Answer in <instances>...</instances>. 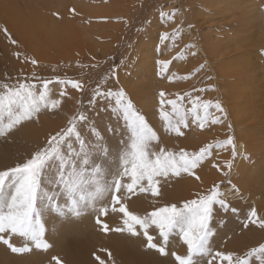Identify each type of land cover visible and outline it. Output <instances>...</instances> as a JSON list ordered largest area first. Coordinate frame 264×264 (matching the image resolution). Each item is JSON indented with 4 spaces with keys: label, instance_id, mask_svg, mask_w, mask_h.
Listing matches in <instances>:
<instances>
[{
    "label": "rangeland",
    "instance_id": "rangeland-1",
    "mask_svg": "<svg viewBox=\"0 0 264 264\" xmlns=\"http://www.w3.org/2000/svg\"><path fill=\"white\" fill-rule=\"evenodd\" d=\"M40 1L41 5L43 3L44 6H41L38 3V0H29L28 3L26 0H0V27L7 28L12 38L17 39L18 41L17 45L12 44L6 37L5 33L0 31V84L15 83L17 78L24 79L28 77L33 78L32 82L38 83V81H36L33 77V74L47 79H51L59 75L61 78L78 80L83 83L88 95H86L84 91L73 89L71 85H68L66 89H64L66 91V95L61 97V87L55 83L50 85V98L60 99V106L56 109H43L39 114V120L42 124L38 120L37 122L35 120L24 121L20 126L18 125L11 131L7 132L6 135L0 136V171L6 170L9 166L14 167L16 164L26 161L30 158L31 154L38 149V147H42L46 144V138L50 133L55 135V133L59 131V128L61 129L67 127L68 121L72 118V116L76 115L80 109V103L78 102H82L84 105H87L91 89L96 87L97 83H100L105 90L109 87H112L114 90L123 88L132 96L136 107L146 115L150 125L152 121L153 128L157 131L158 136L159 134L162 135L164 141H175L179 139L188 140L193 138L196 142H203L206 139L211 138L209 139V143L216 144L226 139L233 131L235 132L237 143L236 158L233 159L230 147L214 149L212 156L205 159L203 164L207 170L206 176L208 177L210 172L215 174L220 180L218 183L223 182V190L231 189L228 184L229 181H231L232 185L239 188V193L227 195L231 203L241 202L238 206L232 203L234 207L239 209L236 214L224 212L218 213L216 218L220 220L222 218L223 226L216 224V221L220 220L216 219L214 221V231L216 232L215 237H217V239H214L218 242L211 243V247H215L213 250L216 251H231L233 250L232 248L236 246V242H242L245 246H242L244 249L242 250L243 253L240 255H243L251 247H256L259 244L264 243V230H262L263 232H254L250 228L244 229L242 227L243 223L248 218L250 209L255 207H253L254 203L251 202L249 194L241 192L240 189L242 184L241 182L235 180L236 175H234V173L237 171L239 172V169L241 168L236 169V164L238 162H243L245 169L249 168L252 170V173L256 172L255 174L262 177V175H259L261 174L259 172H262V170L260 171L259 169L261 166H264V162L260 151H257V153L255 152V156L253 157L254 159L251 158V160H248L247 158L242 157V152H239L237 149V147L242 149L246 145L243 143L241 136L249 139L262 138V134L260 136H252L248 134L249 127H252L255 123H257V116L260 113L261 100L259 98H252V104L246 102L248 104V109L245 110V102L240 105L244 106L240 107V102H238L237 105L234 99L231 100L232 96H228L227 94V92L232 89H250L252 83L249 82L250 80L252 81L253 78L255 83L252 88L256 89V84L263 79L260 77H264V72L262 73L264 68L260 69L259 66L264 63V53H262V51L264 52V34H261L260 26L259 31L257 26L251 27L249 23L245 22L241 18L240 14L245 10V12L248 13L249 11L247 9L250 6L251 9L264 7V5L260 6V3H263L264 0H124L125 2L123 0H68L65 2L67 3L66 11H63V13H66L69 10L71 12V19H74L75 17L73 24L70 26L71 28L68 27L65 22V18H63V13L59 10L61 7L65 8L64 3H62L61 0H48L47 2H43L42 0ZM113 1L115 3H113ZM85 2L88 6H86L87 4L84 6ZM111 2L112 5H110ZM83 8H86L87 11ZM122 9L125 11H122ZM161 9L164 11L175 10V18L169 21L160 19L159 13ZM219 9L221 11H219ZM39 11H41L42 18L44 14H48V16H52L59 21L56 24L59 26L55 28V31L49 28L46 33H42L40 28H38L40 27V20H38ZM233 12H236L237 14H233ZM21 13L24 16H22ZM257 14L258 13L251 12V14H248L246 18L250 17V15L253 16ZM17 17L21 18L18 19ZM14 19L17 21H13ZM145 19L151 21V24L147 27V31H138ZM253 19H255V17ZM23 20L30 21L26 22ZM177 27L181 29L179 34L173 36L167 41L160 40L159 37L161 34L164 32L172 33ZM49 30H51V33ZM258 37L263 39H258ZM256 40H258V42L261 40L263 43L259 44ZM193 44L195 47H188ZM129 45H131V47ZM17 51L21 52V57L19 59H17L14 55ZM193 53H196V55H193ZM24 56L28 57V61H25ZM93 57H95V59H93ZM32 58H35L38 61L36 65L31 64L30 61ZM162 59L172 61L169 65L168 71L163 76L159 74V68L157 65V61ZM124 61H128L126 67L124 66ZM205 61H207L208 68L201 70L200 65L205 63ZM93 65L97 66L93 67ZM110 66L116 68V75L108 79L107 84H104V80L107 78L106 73L108 72ZM235 66L238 70L239 67H241V70L238 71V76L236 77H234V73L237 71ZM250 69H253L254 71L257 70L258 72L253 75L254 77L252 76L249 78L247 70L249 71ZM209 76L212 77L211 80L208 79ZM167 77H171V79ZM180 77L190 78L180 79ZM246 84L250 86L248 87ZM193 88L208 89L207 91L197 92L194 94L200 95L204 100H211L214 98L213 102L217 100L220 101L227 109L228 119L224 124H206L205 127L201 129L192 121V118L189 117L188 122H190V128L185 129L186 133L183 137L178 136L175 132L166 130L164 121H162L159 117L158 94L163 91L166 93L167 98L174 99L176 94L184 95L192 92ZM262 89H264L263 85ZM104 103H107V101ZM185 104H187V101H185ZM233 104L237 106H234ZM112 106L113 105L110 104L109 108ZM262 110H264V107L261 108V111ZM210 111H212L214 115H219L214 109H211ZM44 117L46 118L44 119ZM97 119L100 122L101 131H104L105 125L108 126L109 131L105 135L108 144L111 146L113 156H115L117 143H122L128 138V131L123 118L117 117L110 111H104L102 108L101 114L97 117ZM42 120H47L48 124ZM32 123L34 125H31ZM43 123L45 124L44 126ZM229 123L232 125V129H229L226 126ZM35 124H37L38 128L35 127ZM52 125L54 126V129H52ZM45 126H47V129ZM19 127H23V129L18 130ZM16 128L18 131H14ZM49 128H51L52 130H50L55 133L51 132ZM112 128H115V133L111 132ZM191 128H196V130L192 131ZM12 131L16 133V136H12ZM218 133H221L222 136L213 138ZM17 134L19 135L17 136ZM32 134L33 137L40 136V138H37L36 140L34 137V140L33 137V139L30 138ZM51 134L50 136H52ZM83 134L87 136L86 132ZM43 136L44 138L46 137V140ZM38 139L40 142L42 140L43 145L40 146ZM31 141H33L32 145L35 146L38 141L39 146H32L30 143ZM255 142L259 143V141ZM205 145L206 144L202 145V147ZM238 153L241 154V156H239ZM221 161H231L233 165L231 170H229L226 165H221L219 163ZM214 164L220 165V169L213 167ZM114 168L115 167L110 170L108 175L102 177L107 181V184L111 183V176L115 174ZM187 176L188 175H186V178ZM190 176L188 177L191 178ZM193 177L195 178V176ZM257 182L260 183L261 181ZM253 185L254 182L248 183L249 188L253 189ZM45 186L53 192L56 191L54 184L46 183ZM195 193L196 191H192L189 195H195ZM123 194L117 195L123 196ZM145 194L148 193H144L143 195ZM108 195L109 193L104 194L105 199L103 198L102 202L111 200L110 195ZM125 196L126 193L124 194V197ZM132 197L133 196L130 198L131 200L128 198V203H132L133 205L136 204V202L132 200ZM261 200L264 201L263 198ZM173 203L178 206V200L173 201L171 204ZM179 205H181V202ZM97 206L99 207L100 204L98 203ZM91 210V208H87V210L85 209L84 215L86 217L83 214V216H80V218L82 217L83 219L81 220V226H83L84 229V233L83 229H80L81 231H79L80 240H83L88 236V233L90 234L93 231H97L96 233L101 232V238H103L102 236L105 233L106 235L111 234V237H108V239H100V241H103L98 242L99 246L102 243V245L107 246L110 242H113L115 244H119L120 247H123L126 250L139 253L141 252L139 251V248L142 245L146 249H144L145 252H142H144V254L147 253L146 255H149L148 257L150 258L153 257V262L149 264H154L155 262V264H159V262L157 263V260H160V262L163 261L164 264H173V257H162L155 250L149 249L151 251L150 252L147 247L144 246L146 242L143 241L144 237L142 234L135 235V238L131 234L129 236V233H127V235L123 237L119 232L112 230L125 227L124 224H120L123 223V218L126 219L123 214L117 215L112 211H108L106 217L100 216L101 222L102 220H107L108 222L105 223V221H103L102 224H97L96 216L98 213L95 212L96 215L94 213L93 217L90 218L88 213ZM43 217V220L46 221L47 217H50V214L45 212ZM114 217L116 218L114 219ZM63 222H66L65 225H72L70 223H73L74 221H68V223L67 221ZM108 223H113V225ZM91 224L94 225L91 227ZM103 224L110 225L108 227L109 229L112 226V232L108 231L104 233L102 230ZM116 224L120 225L116 226ZM226 225L229 226L223 230L225 233H219V231ZM52 226L54 225H51L50 229ZM55 229L56 227L53 229L54 233L51 234L52 236L50 235L52 230L48 234L49 236H45L48 243L52 245V248H49L48 251H43L30 245V247H32V251L26 253V257H29H27L28 263L25 262V260H27L26 258L25 260L23 259L26 264H30L31 259V262L36 260H40V263L48 262L54 254H59L57 257H60L61 260H63L60 251L65 247V244H67L69 239H76V237H78V233L72 232L68 237L64 236L65 239H63L60 235H62L64 230L56 232ZM90 229L91 231H88ZM139 230L140 233L143 232L141 228H139ZM149 231L150 234L158 236V233L153 229H149ZM75 233L77 234L75 235L76 237L73 236ZM258 233L262 235L260 236ZM174 234V238L169 241V249L183 255L182 251H187V248L176 233ZM141 237L142 240L140 241L138 238L141 239ZM104 239H106V241H104ZM252 239L258 243L253 242V245L250 246ZM18 240L21 242V246H23L26 242L23 238L17 236L13 237L12 242L17 244ZM42 253H44L43 257L41 256ZM186 253L184 252V254ZM31 255H34L35 257H32ZM36 255H40L38 256L40 259L37 258ZM201 257L202 256H197L195 258L200 259ZM202 258H204L205 262L200 264H207L206 261L208 258ZM253 261L254 264H258V261L255 260V258ZM63 262L64 264H67L64 260ZM195 264L197 263L195 262Z\"/></svg>",
    "mask_w": 264,
    "mask_h": 264
},
{
    "label": "snow or ice",
    "instance_id": "snow-or-ice-1",
    "mask_svg": "<svg viewBox=\"0 0 264 264\" xmlns=\"http://www.w3.org/2000/svg\"><path fill=\"white\" fill-rule=\"evenodd\" d=\"M175 14V10L163 9L159 13L160 19L165 21L173 20ZM150 24L151 21L145 19L138 31H147ZM0 31L5 33L12 44H18L7 28L0 27ZM180 31L177 27L172 33L164 32L159 38L167 41ZM14 55L19 59L21 52L17 51ZM24 59L28 61L27 56H24ZM30 62L32 65L38 63L35 58ZM127 63L128 61H124L125 67ZM171 63V60L157 61L161 76L168 71ZM206 68L207 61L200 65L201 70ZM116 71V68L110 66L104 84L116 75ZM33 77L38 83L32 82L33 78L28 77L17 78L15 83L0 84V136L6 135L24 121L38 120L43 109L58 108L61 100L50 98L49 86L54 83L61 87V97L66 95L64 89L68 85L88 95L85 85L78 80L61 78L59 75L51 79L35 74ZM208 79L211 80L212 77L209 76ZM207 90L193 88L192 92L184 95L176 94L174 99L167 98L163 91L159 92V117L164 121L166 130L173 131L178 136L184 135L181 129L189 126V117L201 129L206 124H224L228 119V112L222 103L218 100H204L200 95L194 94ZM105 101L107 103H104ZM78 103L80 109L68 121L67 127L50 136L46 144L35 150L26 161L0 171V243L11 253L31 252L30 245L43 251L52 247L45 238V212L62 221L63 218L72 216L78 218L85 209L91 208L98 213L96 223L102 224L100 216H106L109 211L108 206L102 203L104 193L108 192L112 211L118 210L126 217L123 220L125 227L113 230L127 231L135 236L141 234L137 227L141 228L145 246L155 250L162 257H173V264H195L197 256L207 257V264H252L254 258L258 264H264V243L251 247L243 255L231 251H216L211 247V241L216 236L214 221L218 213L236 214L239 211L223 190V182L213 184L205 193H197L195 198L186 199L181 206L173 203L154 208L144 215L129 211L128 206L122 202V196L117 195L126 193L131 198L137 193H150L152 196H160V178L179 177L182 173L195 176V179L199 180L200 176L196 175L195 170L205 159L212 156L214 149L230 147L233 159L236 158L234 131L219 143L206 144L198 151L181 149L172 152L160 147L157 131L150 125L146 115L136 107L132 96L123 88L114 90L109 87L105 90L97 83L96 87L91 89L87 105ZM110 104L113 105L111 108ZM102 108L122 117L128 131L127 140L117 143L115 156L105 135L109 131L108 126L105 125L104 131H101L97 119ZM211 109L219 115H214ZM226 126L232 129L230 123ZM111 132L115 133V128H112ZM232 166L231 161L226 162L229 170ZM113 167L115 174L111 176V183L107 184L102 177L108 175ZM213 167L220 169L218 164ZM46 183L54 184L56 191L46 188ZM228 184L233 193H239V188L232 185L231 181ZM98 203L99 207L96 206ZM116 205H119L118 209ZM216 224L223 226L222 218L216 221ZM249 225H258L264 230V219L258 216L255 208L250 209L242 227L248 229ZM149 229L157 232L158 236L150 234ZM102 230L108 232L110 229L107 224H103ZM174 232L187 248L185 255L169 249L170 237ZM14 236L26 241L23 246L12 242ZM52 259L55 264H64L60 257L54 256ZM95 259L98 264H105L100 256H95Z\"/></svg>",
    "mask_w": 264,
    "mask_h": 264
},
{
    "label": "bare ground",
    "instance_id": "bare-ground-1",
    "mask_svg": "<svg viewBox=\"0 0 264 264\" xmlns=\"http://www.w3.org/2000/svg\"><path fill=\"white\" fill-rule=\"evenodd\" d=\"M25 1V0H24ZM43 2H47L48 0H42ZM55 1V0H54ZM66 1H68V0H61V2L62 3H64V7L65 8H62L61 7V9L59 8V10H61V12L63 13V11H66V4L67 3H65ZM84 1H86V0H84ZM124 1V0H123ZM204 1H206V0H204ZM209 1V0H208ZM216 1V0H215ZM225 1V0H224ZM26 2L28 3L29 2V0H26ZM35 2V1H34ZM125 2V1H124ZM200 2V1H199ZM246 2V1H245ZM38 3L41 5V1L40 0H38ZM113 3H115L114 1H113ZM202 3V2H201ZM208 3V2H207ZM212 3V2H211ZM217 3V2H216ZM215 3V4H216ZM228 3H230V2H228ZM241 3V2H240ZM253 3V2H252ZM36 4V3H35ZM87 3L85 2V4H84V6L86 5ZM200 4V3H199ZM231 5H233L232 3H230ZM235 4V3H234ZM244 4V3H243ZM37 5V4H36ZM110 5H112V2H111V4ZM141 5V4H140ZM208 5V4H207ZM209 5H211V4H209ZM228 5V4H227ZM236 5H237V3H236ZM261 5H264V2L263 3H260V6ZM41 6H44L43 5V3H42V5ZM86 6H88V4L86 5ZM220 6V5H219ZM30 7H32V6H30ZM122 7V6H121ZM251 7V6H250ZM250 7H248V13H246L245 11H243L242 13H240L241 14V18L245 21V22H247V23H249L250 24V26L251 27H255V26H257V28H258V31H259V26H260V28H261V34L263 35L264 34V10H262V9H264V7H258V8H256V9H251ZM254 7V6H253ZM1 8V7H0ZM5 8V7H4ZM53 8V7H52ZM125 8V7H124ZM235 8H236V6H235ZM262 8V9H261ZM51 9V8H50ZM84 10H86V8H83ZM128 9V8H127ZM231 9V8H230ZM124 9H122V11H123ZM2 11V10H1ZM87 11V10H86ZM125 11V10H124ZM150 11V10H149ZM219 11H221L220 9H219ZM237 11V10H236ZM116 12V11H115ZM139 12V11H138ZM240 12V11H239ZM251 12L252 13H258L257 15H253L254 17H255V19H253L254 17L252 16V15H250V17H248V18H246V16L248 15V14H251ZM71 12L68 10L66 13H63V18H65V22L67 23V25H68V27L69 28H71L70 26L73 24V20L75 19V17H74V19H71V14H70ZM149 13V12H148ZM19 14V13H18ZM29 14V13H28ZM121 14V13H120ZM233 14H237L236 12H233ZM20 15V14H19ZM21 15L22 16H24L22 13H21ZM117 15V14H116ZM125 15V14H124ZM144 15V14H143ZM239 15V14H238ZM257 16H258V18H257ZM15 17V16H14ZM27 17V16H26ZM34 17V16H33ZM35 17H36V15H35ZM34 17V18H35ZM86 17V16H85ZM138 17V16H137ZM259 17H261V18H259ZM18 19L19 18H21V17H17ZM24 18V17H23ZM37 18V17H36ZM27 19V18H26ZM29 19H31V18H29ZM76 19H78V18H76ZM139 19V18H138ZM258 21H257V20ZM262 19V20H261ZM16 19H14L13 21H15ZM38 20H40V27H38V28H40V30L42 31V33H46V31H47V29H49V28H51L53 31H55V28H57L59 25H56L59 21H57L55 18H53L52 16L50 17V16H48V14H44V16H43V18L41 17V11H39V19ZM37 20V21H38ZM136 20V19H135ZM254 20H256V21H254ZM17 21V20H16ZM23 21H26V20H23ZM22 21V22H23ZM28 21H30V20H28ZM28 21H26V22H28ZM86 21V20H85ZM84 21V22H85ZM20 22V21H19ZM100 23V22H99ZM137 23V22H136ZM156 23V22H155ZM138 24V23H137ZM139 25V24H138ZM152 26V25H151ZM153 27V26H152ZM37 28V29H38ZM51 30H49V32H50ZM37 32V31H36ZM150 32V31H149ZM51 33V32H50ZM153 33V32H152ZM36 34V33H35ZM141 36V35H140ZM155 36V35H154ZM153 36V37H154ZM260 37H258V39H259ZM260 39H263V38H260ZM257 41V43H259V44H262L263 43V41L261 42V40H259L260 42H258V40H256ZM257 43H255V44H257ZM259 44H257V45H259ZM263 45H264V43H263ZM154 48H156V47H154ZM156 50V49H155ZM262 53H264L263 51H262ZM261 53V54H262ZM260 55V54H259ZM158 57V56H157ZM158 59V58H157ZM229 62H231V61H229ZM261 64V63H260ZM260 66V69H263L264 68V63H262L261 65H259ZM236 67V66H235ZM76 68V67H75ZM236 69H237V67H236ZM257 69V68H256ZM259 69V70H260ZM71 70V69H70ZM77 70V69H76ZM239 70H241V67H239ZM238 69H237V71H236V73H234V77H236V76H238V71H239ZM258 70V69H257ZM254 71L253 69L251 70H247V72H248V77L250 78V77H252L253 75H255V73H257L258 71ZM74 71V70H73ZM242 72V71H241ZM264 72V70L262 71V73ZM262 73H261V76H262ZM263 76H264V73H263ZM248 77H247V79H248ZM254 77V76H253ZM256 78V77H255ZM260 78H263V79H261V81L258 83V84H256L257 85V87H256V89H253L252 87H254V83H255V80H254V78H253V80L251 81L250 80V82L249 83H252V85L250 86V85H248V84H246V85H248V87L250 86V89H232V90H230L229 92H227V94H228V96H232L231 97V100L232 99H234V101H235V103H237V105H238V102H240V104H239V106L243 103V102H245V110H247L248 109V104L246 103V102H249L250 104H252V98H259L260 100H261V102H260V113L258 114V116H257V123H255V125L254 126H252V127H249V131H248V134L249 135H252V136H260L261 134H262V138H256V139H249V138H247V137H244V136H241V139H242V141H243V143L244 144H246L242 149H240V148H238L237 147V149H238V151L239 152H242V157H244L245 158V156H247L248 158V160L250 159L251 160V158L252 159H254L253 157L255 156V152L257 153V151H260V154L263 156V162H264V110H262L261 111V108H263L264 107V89H262V85H263V87H264V77H260ZM247 81V80H246ZM252 88V89H251ZM132 92V91H131ZM224 93V92H223ZM225 93H226V91H225ZM134 95V94H133ZM54 96V95H53ZM175 96V95H174ZM56 97V96H55ZM169 97V96H168ZM173 97V96H172ZM140 98V97H139ZM214 99V98H213ZM213 99H211L210 101H213ZM65 101V100H64ZM66 102V101H65ZM145 102V101H144ZM67 103V102H66ZM234 105V104H233ZM237 105H234V106H237ZM242 106H244V105H242ZM242 106H240V107H242ZM48 111V110H47ZM153 112V111H152ZM49 114V113H48ZM46 115V114H45ZM110 115V114H109ZM42 117H43V115H42ZM41 118V117H40ZM46 117H44V119H45ZM121 119V118H120ZM36 122H37V120H35ZM38 121L40 122V120L38 119ZM42 121H45V122H47V120H42ZM49 121H50V119H49ZM44 122V123H45ZM41 123V122H40ZM43 123V126L45 125ZM57 123V122H56ZM42 124V123H41ZM46 124H48V122L46 123ZM52 124V123H51ZM113 124V123H112ZM122 124V123H121ZM188 124L190 125V122H188ZM31 125H34L33 123L31 124ZM36 126L35 127H37L38 128V126H37V124H35ZM57 125V124H56ZM151 125H152V121H151ZM20 126V125H19ZM53 126V125H52ZM30 127V126H29ZM41 127V126H40ZM46 127V129H47V126H45ZM37 128H36V130H37ZM187 128H190V126H188ZM21 130V129H23V127H19L18 128V130ZM42 129H44V128H42ZM51 128H49V130H50ZM52 129H54V126H53V128ZM51 129V130H52ZM186 128H182L181 129V131L185 134L186 133V130H185ZM17 130V128L14 130V131H18ZM39 130V129H38ZM41 130V129H40ZM45 130V129H44ZM50 130V131H51ZM59 130H60V128H59ZM191 130L192 131H195L196 130V128H191ZM14 131H12L13 133H14V135H13V133H12V136H16V133L14 132ZM33 131H35V130H33ZM223 131V130H222ZM26 132V131H25ZM40 132V131H39ZM47 132V131H46ZM51 132H53V133H55L54 131H51ZM10 133V134H11ZM24 133V132H23ZM33 133V132H32ZM38 133V132H37ZM41 133V132H40ZM39 133V134H40ZM50 133V132H49ZM34 134V133H33ZM33 134H32V136L30 137V138H32L33 137ZM42 134H45V133H42ZM51 134V133H50ZM50 134L48 135L49 137H50ZM176 134V133H175ZM19 134H17V136H18ZM26 135V134H25ZM41 135V134H40ZM51 135H53V134H51ZM177 135V134H176ZM21 136V135H20ZM37 136V135H36ZM46 136V135H45ZM48 136H47V138L46 139H48ZM219 136H222V134L221 133H218V134H216L215 135V137H213V138H216V137H219ZM240 136V135H239ZM9 137V136H8ZM22 137H24V136H22ZM35 137V136H34ZM33 137V138H34ZM42 137V136H41ZM159 137H160V140H159V145H160V147H163V148H165V149H167V150H169V151H172V152H178L179 150H181V149H184V150H187V151H189V152H192V151H198L199 150V148L200 147H202V145H204V144H208L209 143V139H211V138H208V139H206L205 141H203V142H196L195 140H193V138H191V139H188V140H183V139H179V140H175V141H164V139H163V137H162V135L161 134H159ZM182 137H183V135H182ZM185 137V136H184ZM27 138V137H26ZM32 138V139H33ZM36 138V140H37V138H40V136H38V137H35ZM35 138H34V140H35ZM43 138H44V136H43ZM42 138V139H43ZM44 138V139H45ZM24 139V138H23ZM44 139H43V141H44ZM45 139V140H46ZM27 140V139H26ZM31 140V139H30ZM114 140V139H113ZM1 141V140H0ZM38 141H39V139H38ZM38 141L36 142L37 144H38ZM255 141H259V143H256ZM24 142H25V140H24ZM40 142V141H39ZM41 142H42V140H41ZM40 142V146L41 145H43V142L41 143ZM4 143H6V142H4ZM26 143V142H25ZM31 143V145H32V143H33V141H31L30 142ZM155 143V142H154ZM36 144V146H39V144L37 145ZM16 145V144H15ZM19 145V144H18ZM236 145H237V143H236ZM17 146V145H16ZM32 146H35V145H32ZM35 146V147H36ZM20 147V146H19ZM29 147V146H28ZM30 148V147H29ZM39 148V147H38ZM12 150V149H11ZM115 150H117V148L115 149ZM158 150V149H157ZM8 151V150H7ZM20 152V151H19ZM11 153V152H10ZM244 153V154H243ZM2 154V153H1ZM239 154V153H238ZM239 156H241V154H239ZM238 156V157H239ZM4 158V157H3ZM10 160V159H9ZM218 160V159H217ZM247 160V161H248ZM7 162H10V161H7ZM217 163H218V161H217ZM221 165H226V161H221V162H219ZM9 164V163H8ZM204 161L202 162V164L195 170V172H196V175H198V176H200V179L199 180H197V179H195L192 175L190 176V174H187V173H182L181 174V176H179V177H177V176H169V177H164V178H160V184H159V187H160V191H161V195L160 196H152V195H150V193H148V194H145V195H143L144 193H137L135 196H133L132 198V200H134L135 202H136V204H133L132 205V203L131 204H129L128 203V196H127V194H126V196L124 197V194H123V196H122V202L123 203H125L127 206H128V209H129V211H131V212H133L134 214H138V215H144V214H146V213H150L154 208H157V207H164V206H167V205H170L173 201H176V200H178V206H181L182 204H183V202L185 201L184 199H188V198H195V195L197 194V193H205V192H207L211 187H212V185L213 184H219L218 182H220V180H219V178L215 175V174H213L212 172H210L209 174H208V177L206 176V174H207V170H206V168L204 167ZM15 165V164H14ZM263 165H264V163H263ZM259 166V165H258ZM8 167V166H7ZM10 167V166H9ZM241 167V168H240ZM237 168H240L239 170V172L237 171V172H235L234 173V175H236V177H235V180L236 181H238V182H241V184H242V186H241V192H243L244 194H249V198L251 199V202H253L254 203V205H253V207H255L256 208V211H257V214H258V216H260L262 219H264V201L263 200H261L262 198L264 199V190H263V183H264V166H261L260 167V171L262 170V172H259V173H261V174H259V175H262V177L261 176H258L257 174H255V173H252V170L251 169H249V168H247V169H245L244 168V166H243V162H238L237 164H236V169ZM115 169V168H114ZM114 172H115V170H114ZM258 173V172H257ZM112 175H113V173H112ZM186 175H188V176H190L191 178H189L188 176H187V178H186ZM110 178V177H109ZM126 179V178H125ZM106 181V180H105ZM110 181V180H109ZM108 181V182H109ZM127 180H125V182H126ZM257 181H261L260 183L259 182H257ZM107 182V181H106ZM249 182H254V185L252 186L253 187V189L252 188H249V186H248V183ZM239 187H240V185H239ZM192 191H196V193H195V195H189L190 193H192ZM228 195L229 194H232L233 192H232V189H226V190H224ZM106 193H108V192H106ZM106 193H104V194H106ZM242 194V193H241ZM122 195V194H121ZM149 195V196H148ZM109 196V195H108ZM232 196V195H231ZM126 197H128V198H126ZM105 199V198H104ZM109 199V198H108ZM130 199V198H129ZM253 199V200H252ZM131 200V199H130ZM233 200V199H232ZM262 201V202H261ZM180 202H181V205H179L180 204ZM103 204H105V205H107L108 206V208H109V211H112V203H111V200H108V201H104V202H102ZM233 204H236V206H238V205H240V203L239 202H232ZM248 203V202H247ZM246 203V204H247ZM244 204V203H243ZM97 206V205H96ZM98 207V206H97ZM116 207H117V209L119 208V205H116ZM87 210V209H86ZM113 212V211H112ZM94 213H95V211H93V210H91V211H89V213H88V216L90 217V218H92L93 217V215H94ZM111 213V212H110ZM115 214H117V215H122V213H120L118 210L117 211H115L114 212ZM83 215H84V213H83ZM83 215H81V216H83ZM95 215H96V213H95ZM85 216V215H84ZM86 217V216H85ZM106 217V216H105ZM44 218V217H43ZM116 217H114V219H115ZM125 218H123V220H124ZM217 220H220V219H218V218H216ZM63 221H67V223H68V221L69 222H72V221H74L73 223H70V224H72V225H65V223L63 222V221H61V220H58L56 217H54L53 215H51L50 214V217H47V220L45 221V225H46V228H48L47 229V232H46V234H45V236H47L50 232H51V230H52V232L50 233V235L52 234V233H54V227H56V232L57 231H63L64 230V232L62 233V235H60V236H62V238L63 239H65L64 238V236H66V237H68L69 235H70V233H72V232H76V233H78V237H76L75 235H77L76 233L73 235L74 237H76V239L75 238H71V239H69L68 240V242H67V244H65V247L60 251V253L62 254V257H63V260L65 261V263H67V264H98V262L96 261V259H95V256H100L101 257V259L102 260H104V262H105V264H113V261L115 262V264H149V263H151V262H153L152 261V259H153V257H148L149 255H146L147 253H145L144 254V247L141 245V250H140V248H139V251H141V252H137V253H134L133 251H129V250H126L125 248H123V247H120L119 246V244H115V243H113V242H110L107 246H104V245H102V244H100V246H99V244H98V242H102V241H100V239H103V238H107L108 239V237H111L110 235L111 234H109V235H106V233H105V231H104V233L105 234H103V238H101V232H99V233H96L95 231H93L92 233H88V236L87 237H85L83 240H80L79 239V231H81L80 229H83V226H81V220H83L82 219V217L80 218V217H74V216H72V217H67V218H63L62 219ZM86 220V219H85ZM101 220V219H100ZM116 220H118V219H116ZM122 220V219H121ZM103 221H105V220H102V222ZM106 222H108L107 220L105 221V223ZM113 222H114V220H113ZM116 222V221H115ZM82 223H84V222H82ZM108 224H112L113 225V223H108ZM107 224V225H108ZM121 225L123 224V223H120ZM120 224H116V226H119ZM241 224V223H240ZM51 225H54V226H52V228L50 229V227H51ZM83 225V224H82ZM92 225H94V224H91L90 226L92 227ZM110 225H108V227L110 226ZM115 225V224H114ZM89 226V227H90ZM124 226V225H123ZM229 226V225H228ZM227 225L226 226H224V228L222 229V230H220L219 231V233H225L223 230H225L227 227H228ZM113 227H115V226H113ZM231 227V226H230ZM111 228H112V226H111ZM111 228H110V230L109 231H111L112 232V230H111ZM122 228H124V227H122ZM249 228L252 230V231H254V232H263L262 231V229H259V227H258V225H249ZM86 229V228H85ZM249 229V230H250ZM93 230V229H92ZM87 231V230H86ZM88 231H91V229L90 230H88ZM137 231L139 232L140 230H139V227H137ZM55 232V233H56ZM82 233V232H81ZM83 233H84V229H83ZM87 233V232H86ZM85 233V234H86ZM117 233V232H116ZM120 233V235L121 236H126L127 235V231H124V232H119ZM118 233V234H119ZM175 233V232H174ZM172 234L171 235V237H170V239H173L174 238V235L175 234ZM57 234V233H56ZM84 234V235H85ZM142 234V233H141ZM259 234V233H258ZM58 235V236H59ZM260 236L262 235V234H259ZM259 235H256V236H259ZM49 236V235H48ZM52 236V235H51ZM114 236V235H113ZM129 236H130V233H129ZM132 236H134V235H132ZM244 236V235H243ZM247 236V235H246ZM249 236V235H248ZM116 237V236H115ZM119 237V236H118ZM135 237V236H134ZM16 238V237H15ZM83 238V237H82ZM136 238V237H135ZM244 238V237H243ZM248 238V237H247ZM255 238V237H254ZM58 239V238H57ZM59 239H60V237H59ZM111 239V238H110ZM121 239H122V237H121ZM126 239V238H125ZM132 239V238H131ZM140 241L142 240V237H141V239L140 238H138ZM215 239H217V237H215ZM212 240L211 241V243H213V242H218L217 240ZM244 239H246V238H244ZM117 240V239H116ZM129 240V239H128ZM23 241V240H22ZM60 241V240H59ZM104 241H106V239H104ZM139 241V242H140ZM143 241H144V239H143ZM18 243L16 244L17 246H21V242L18 240L17 241ZM20 242V243H19ZM52 242H53V239H52ZM253 242L254 243H256L257 241H254L253 239H252V241L250 242V246H252L253 245ZM134 243V242H133ZM142 243H144V242H142ZM237 244H236V246L234 247V248H232L233 250H231V252H235L236 254H238V255H240V254H242L243 253V249H244V247H242L244 244H242V242H236ZM258 243V242H257ZM105 244V243H104ZM129 244V243H128ZM127 244V245H128ZM102 245V246H101ZM106 245V244H105ZM135 245V244H134ZM139 245V244H138ZM124 246H125V244H124ZM132 246V245H131ZM130 246V247H131ZM145 246V245H144ZM172 246V245H171ZM170 246V247H171ZM245 246V245H244ZM126 247V246H125ZM143 247V248H142ZM146 247V246H145ZM52 248V247H51ZM213 248H215V247H213ZM107 250V251H103V250ZM129 249V248H128ZM130 249H132V248H130ZM143 249V250H142ZM148 249V248H147ZM53 250V249H52ZM51 250V251H52ZM133 250V249H132ZM146 250V249H145ZM149 250V249H148ZM48 251V250H47ZM142 251H144V252H142ZM150 251V250H149ZM219 251V250H218ZM227 251H229V250H227ZM57 252V251H56ZM151 252V251H150ZM184 252L186 253L187 251H182V253H183V255H185L184 254ZM48 253V252H47ZM46 253V254H47ZM50 253V252H49ZM108 253H111V255L109 256L108 255ZM149 253V252H148ZM26 253H24V254H14V253H11V251L10 250H8L7 248H6V246L5 245H3L2 243H0V264H26L25 262H27L28 261V259H27V257H26ZM43 255H44V253H42L41 254V256L43 257ZM50 255V254H49ZM59 254H54L53 255V257L54 256H58ZM155 255V254H154ZM153 255V256H154ZM32 256V255H31ZM34 256V255H33ZM32 256V257H33ZM37 256V255H36ZM38 256H40V255H38ZM37 256V258H39ZM52 256V255H51ZM35 257V256H34ZM157 257V256H156ZM25 258L27 259V260H25ZM29 258V257H28ZM25 260V262H24V260ZM31 259V258H30ZM30 259H29V261H30ZM40 259V258H39ZM43 260V259H42ZM155 260V259H154ZM256 260V259H255ZM31 261H32V259H31ZM30 261V264H55V261L52 259V258H50L49 259V261L48 262H45V263H40L39 261H34V262H31ZM158 262H160V260L158 261L157 260V263ZM195 262L197 263V264H200V263H203V262H205V260H204V258H195ZM207 262V261H206ZM28 263V262H27ZM156 263V262H155ZM154 263V264H155ZM167 264V263H166ZM252 264H254V261L252 262Z\"/></svg>",
    "mask_w": 264,
    "mask_h": 264
}]
</instances>
